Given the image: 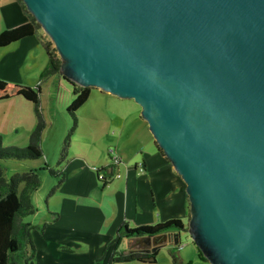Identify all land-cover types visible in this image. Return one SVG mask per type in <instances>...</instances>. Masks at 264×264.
Here are the masks:
<instances>
[{
  "label": "water",
  "instance_id": "obj_1",
  "mask_svg": "<svg viewBox=\"0 0 264 264\" xmlns=\"http://www.w3.org/2000/svg\"><path fill=\"white\" fill-rule=\"evenodd\" d=\"M75 85L133 100L210 264H264V0H22Z\"/></svg>",
  "mask_w": 264,
  "mask_h": 264
},
{
  "label": "crops",
  "instance_id": "obj_2",
  "mask_svg": "<svg viewBox=\"0 0 264 264\" xmlns=\"http://www.w3.org/2000/svg\"><path fill=\"white\" fill-rule=\"evenodd\" d=\"M10 2V10L3 11L8 27L6 30L28 22V14L22 5L16 0ZM41 43L36 31L33 36L12 45L42 48ZM97 93L95 104L98 107L95 109L100 113L106 112L107 120L103 124H107L108 132H111L105 135L110 140L101 141L103 143L98 152L92 154L93 161L80 155L72 158L65 170V181L56 190L58 196L53 209L49 206L53 211H50V220L54 221H48L43 233L37 230L33 232L37 256L31 264H97L99 259H102L101 264H109L116 249L118 252L143 250V237L122 238L119 243H128V247L120 251L119 243L116 246L110 244L124 222L132 229L170 220H181L188 225L186 185L160 152L147 122L141 116L140 106L133 100L121 99L100 90ZM95 109L92 111L94 115ZM111 148L120 158V164L113 172L121 177L102 186L94 167H109L107 158H110ZM181 237L182 234L180 244ZM62 246L73 250L64 251ZM174 247V238H171L166 246L158 249V256L166 254L172 261L171 252L174 251L178 264H183L185 256H179V248ZM119 264L148 263L135 261Z\"/></svg>",
  "mask_w": 264,
  "mask_h": 264
},
{
  "label": "rangeland",
  "instance_id": "obj_3",
  "mask_svg": "<svg viewBox=\"0 0 264 264\" xmlns=\"http://www.w3.org/2000/svg\"><path fill=\"white\" fill-rule=\"evenodd\" d=\"M10 1L12 0H0V32L8 28L3 18V11L10 10ZM36 31L41 39V46L49 42L51 49L56 50L54 43L40 25ZM56 54L60 58L57 50ZM60 60L62 59L60 58ZM47 61L43 46L41 48L19 44L11 45L0 50V78L35 87L43 74ZM97 92L98 89L92 88L88 103L86 102L84 105L85 108L81 107L73 116L68 111L75 99L73 87L69 82L60 74L45 81L41 86L40 94V112L45 124L41 137V157L24 160L0 159V168L4 170V177L7 180H12L18 174L39 171L41 186L33 195L36 213L27 217L26 222L39 227L46 225L48 221L53 222L54 219L50 220L52 218L50 213L53 211L49 209V206L53 209L54 201L58 196L56 190L64 183L59 185L61 181L59 176L63 175L65 179V170L76 155L88 157L90 161H93L92 154L98 152L103 143L101 141L108 142L110 140L105 136L108 126L103 124L107 120L105 119L107 118L106 112L100 113L95 109L98 107L95 104L96 97H98ZM94 109L95 115L92 114ZM103 109L106 110V108ZM37 124L38 117L35 113V106L22 97L15 98L11 102L0 103L1 147L4 149L29 147L32 132ZM111 150L114 149L111 148ZM107 161L110 165L111 156L107 158ZM101 173L104 174L106 171H101ZM98 182L102 186L104 185L100 180ZM53 183L56 185L53 186ZM127 247L128 243L118 244L119 251ZM62 248L64 251L73 250L65 246ZM178 248L179 256L181 254L185 256L183 264H210L200 257L199 250L188 233H182L181 245ZM178 250L176 249V252ZM157 262H159L158 264H172L166 254L159 255Z\"/></svg>",
  "mask_w": 264,
  "mask_h": 264
},
{
  "label": "trees",
  "instance_id": "obj_4",
  "mask_svg": "<svg viewBox=\"0 0 264 264\" xmlns=\"http://www.w3.org/2000/svg\"><path fill=\"white\" fill-rule=\"evenodd\" d=\"M16 1L22 5L24 11L28 14V22L14 29L2 31L0 33V49L17 43L26 37L33 36L39 27L35 18L27 12L22 0ZM42 46L46 52L48 61L35 87L0 78V103L22 97L35 106V113L38 117V124L32 132L29 147L25 149H18L16 147L4 149L1 147L0 138V159H37L42 155L40 146L45 124L40 112L41 86L54 75H58L61 68V60L57 56L56 50L51 49V43L48 42L42 44ZM63 78L67 80L65 77ZM67 81L73 87L75 98L69 106L68 111L75 116L76 111L88 101L91 89L79 87L73 82ZM160 152L164 155L161 149ZM107 168L100 170V172L106 171L105 174L109 176L110 172H108ZM4 175V170L0 168V264H31L37 256L33 232L37 230L42 233L45 228V225L39 227L25 221L27 217L33 216L36 213L33 195L41 186L39 171L34 170L25 174H18L12 180L5 179ZM59 178H61L59 182V185H61L65 180L63 175H60ZM106 184L104 182V185ZM186 228L187 225L181 220H170L158 225L140 226L133 229L128 228L127 222H124L110 244L116 246L122 238L154 237L171 231H185ZM180 245H176L174 248H178ZM199 253L200 257L204 261H207L200 251ZM157 256L158 250L156 252H146L145 250L118 252L116 249L109 259V264L135 261L155 264ZM171 257L172 264H178V256L174 251L171 252ZM101 262L102 259L96 261L97 264H101Z\"/></svg>",
  "mask_w": 264,
  "mask_h": 264
},
{
  "label": "built area",
  "instance_id": "obj_5",
  "mask_svg": "<svg viewBox=\"0 0 264 264\" xmlns=\"http://www.w3.org/2000/svg\"><path fill=\"white\" fill-rule=\"evenodd\" d=\"M110 156H111V164L107 168L108 172H110L109 176H107L105 173L104 174L101 173L100 170L94 168L95 173H97L98 180H100L103 183L104 182L108 183V182L112 181L113 179H118L121 177L120 174L113 172V170L120 164L119 156L117 154H115L114 150H111ZM140 167H141V171H143V165L142 164L140 165Z\"/></svg>",
  "mask_w": 264,
  "mask_h": 264
},
{
  "label": "flooded vegetation",
  "instance_id": "obj_6",
  "mask_svg": "<svg viewBox=\"0 0 264 264\" xmlns=\"http://www.w3.org/2000/svg\"><path fill=\"white\" fill-rule=\"evenodd\" d=\"M172 232V231H171Z\"/></svg>",
  "mask_w": 264,
  "mask_h": 264
}]
</instances>
